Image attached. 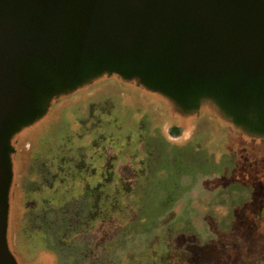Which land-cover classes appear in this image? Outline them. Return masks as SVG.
<instances>
[{
	"label": "rangeland",
	"instance_id": "374dc122",
	"mask_svg": "<svg viewBox=\"0 0 264 264\" xmlns=\"http://www.w3.org/2000/svg\"><path fill=\"white\" fill-rule=\"evenodd\" d=\"M11 146L17 264H264V135L210 101L104 72Z\"/></svg>",
	"mask_w": 264,
	"mask_h": 264
},
{
	"label": "water",
	"instance_id": "95a60500",
	"mask_svg": "<svg viewBox=\"0 0 264 264\" xmlns=\"http://www.w3.org/2000/svg\"><path fill=\"white\" fill-rule=\"evenodd\" d=\"M104 72L264 135V0H0V264L11 138Z\"/></svg>",
	"mask_w": 264,
	"mask_h": 264
},
{
	"label": "trees",
	"instance_id": "16d2710c",
	"mask_svg": "<svg viewBox=\"0 0 264 264\" xmlns=\"http://www.w3.org/2000/svg\"><path fill=\"white\" fill-rule=\"evenodd\" d=\"M174 196H175L174 194H173V195H170V197L167 198V201H168V200L170 201L171 199H172V200H175Z\"/></svg>",
	"mask_w": 264,
	"mask_h": 264
}]
</instances>
